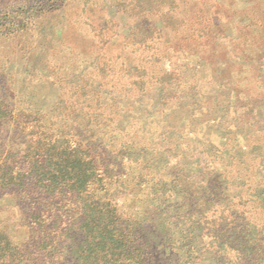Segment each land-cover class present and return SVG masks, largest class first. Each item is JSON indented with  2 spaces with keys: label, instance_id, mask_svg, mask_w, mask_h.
Here are the masks:
<instances>
[{
  "label": "rangeland",
  "instance_id": "374dc122",
  "mask_svg": "<svg viewBox=\"0 0 264 264\" xmlns=\"http://www.w3.org/2000/svg\"><path fill=\"white\" fill-rule=\"evenodd\" d=\"M259 1L0 0V60L12 75L16 97L26 107L31 104V128L42 132L34 118L46 114L47 123L52 117L44 108L56 96L71 105L77 95L73 83L80 86V78L88 77L92 93L99 89L91 64L103 54L120 65L117 80H125L126 91L146 89L142 102L133 103L128 96L123 119L113 129L108 125L111 101L126 99L116 92L103 97L105 116L93 121L92 133L119 154L127 152L124 136L130 134L144 154L140 163H127L131 168L122 175L128 188L125 217L141 218L145 207L163 200L161 207L181 201V189L171 185L176 176L172 167L175 173H189L211 196L210 204L195 210L203 212L197 224L188 220L172 225L174 263L264 264V208L256 201L264 197V8ZM118 5L124 11L119 21L130 17L127 8L136 20L106 33L103 28L118 14ZM144 37L153 39L139 46ZM211 48L218 53H208ZM180 81L186 85L178 87ZM88 105L98 111L95 100ZM24 159L33 162H26L28 188L11 177L8 158L0 160V192L17 194L0 197V229L6 225L16 243H35L41 228L47 230L42 234L46 240L77 244L78 224L66 223L69 207L48 196L56 191L57 179L45 171L46 159ZM214 191L242 197L249 212L222 210ZM190 193L188 207L201 192L193 187ZM23 214L25 226L17 220ZM86 223L81 224L85 234L92 226ZM89 244L85 241L71 258L89 256ZM0 247H5L1 234ZM30 247L34 254L40 250ZM5 252L1 264H12L17 249Z\"/></svg>",
  "mask_w": 264,
  "mask_h": 264
},
{
  "label": "trees",
  "instance_id": "16d2710c",
  "mask_svg": "<svg viewBox=\"0 0 264 264\" xmlns=\"http://www.w3.org/2000/svg\"><path fill=\"white\" fill-rule=\"evenodd\" d=\"M153 1H159V4L166 3V0ZM259 3L260 8H264V0ZM117 7L119 8L116 10L118 14L110 17L111 23H106L103 28L106 33H111L116 27L126 28L136 20L135 16L131 17L132 8H127L130 17L124 19V22L119 21L118 18L124 11L120 5ZM142 19L145 20V18ZM146 19L152 20V15ZM222 33H224L223 29ZM152 39V37L138 39L141 42L139 46H147L144 42L152 41ZM103 48L101 47L100 50ZM208 53L217 54L218 50L211 48ZM96 57L99 58L98 55ZM105 57L103 54L99 58L101 61L98 62L94 58L95 62L92 61L91 64L93 65L92 73L100 83L99 89L95 93L89 90L88 77H84L86 80L80 78L82 83L80 86L76 82L73 83L77 89V95L75 99H71V105L60 101L63 100L61 96H56L53 103L47 104L44 108L45 112L51 113L52 118H47V123L46 114L43 117L40 115L34 118L42 132L37 127H30L32 116L28 114V108L31 107V104L26 107L23 101L16 97L12 88V75L0 60V160L8 158L11 177L21 179L25 188H28L26 178H30L31 175L30 171H27L26 162L29 161L32 164L33 162L31 159L24 158L31 156L37 163L46 159L45 171L52 173L57 179L54 187L56 191L50 192L51 194L48 196L64 200L65 205L69 207L68 214L66 213L65 216L69 218L66 221L67 226L69 222L78 224L74 233L75 238L79 239L77 244L73 242L65 244L63 240L57 243V239L52 237H48L46 240L42 234L47 230H42L39 227L35 243L31 240L16 243L4 222L5 226L0 229V234L4 237L5 247H0V264L6 259L5 251L11 252L13 249H17V256L14 257L15 259L13 258L12 264L16 262L21 264H178L174 263L178 262V257L177 251L173 249L172 245L174 241L172 225H178L188 220H195L194 223L197 224L198 219L203 216V212L199 210L197 214L195 210L204 203L210 204L207 199L211 196L206 194L205 188L193 181L189 173L185 171L175 173L172 167L171 173L173 172L176 176L171 185L173 184V188L181 189L183 194L181 201L161 207L160 204L165 202L163 200L155 206L145 207L142 217L138 219L124 216L123 208L128 188L122 175L131 168L127 163H140L144 154L136 149V140L130 134L124 136L127 152L123 154L111 152L108 150V144H104L100 137H93V121L97 116L100 119L105 116L106 110L103 109L101 103L104 101L103 97L112 96L116 92L121 95L119 99L126 100L123 102L111 101V119L108 125L113 129L116 126V121L123 119V112L126 108L123 103L131 98L133 103L142 102L146 100L147 92L146 89L126 91L128 89L125 80H117L118 73L122 70L120 65L111 63V59ZM145 57L147 58L148 55L146 54ZM91 65L89 64V67ZM141 82L144 83V80ZM136 84L137 80H134L133 85ZM182 85L186 84L180 81L178 87ZM94 100L99 107L96 112L93 111L92 105L88 109L89 102ZM19 104L22 106L19 107ZM55 109L56 113H54ZM109 130L107 129L106 133ZM90 145L92 149L89 147ZM4 162L6 163V161ZM1 166L2 164H0V168ZM26 172H28L27 176ZM238 173L240 175L242 171L239 170ZM193 187L201 193L193 200V206L188 207L189 194ZM5 191V194L0 192V197L17 196L9 189H5ZM214 193L216 202L218 200L222 210L241 209V212H249L247 202L242 197L221 196L218 191H214ZM152 201L156 202L157 199L154 197ZM256 201L264 208V197H258ZM72 217L73 220H71ZM17 220L23 226L28 224L24 214L18 216ZM85 221L92 224L86 234L81 226V224L87 225ZM68 228L67 231L72 227ZM85 235L88 238H85ZM87 240L90 241L89 256L86 253H81V257L71 258L79 253L75 249L82 248ZM34 244L36 248H40L36 254L30 247ZM197 261V259L194 260L192 264H198Z\"/></svg>",
  "mask_w": 264,
  "mask_h": 264
}]
</instances>
